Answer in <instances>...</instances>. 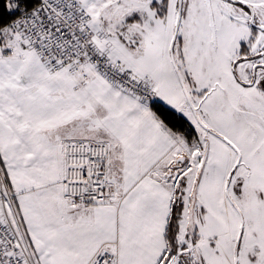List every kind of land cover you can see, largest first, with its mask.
<instances>
[{"label": "snow or ice", "instance_id": "1", "mask_svg": "<svg viewBox=\"0 0 264 264\" xmlns=\"http://www.w3.org/2000/svg\"><path fill=\"white\" fill-rule=\"evenodd\" d=\"M0 264H264V0H0Z\"/></svg>", "mask_w": 264, "mask_h": 264}]
</instances>
